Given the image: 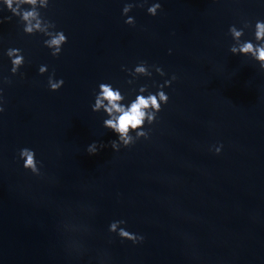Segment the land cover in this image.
Returning <instances> with one entry per match:
<instances>
[{
    "label": "water",
    "instance_id": "1",
    "mask_svg": "<svg viewBox=\"0 0 264 264\" xmlns=\"http://www.w3.org/2000/svg\"><path fill=\"white\" fill-rule=\"evenodd\" d=\"M154 2L0 0V264H264V37L254 39L264 0H158L153 16ZM56 31L67 42L54 57L43 41ZM9 48L24 57L15 74ZM141 61L165 75L122 69ZM173 74L149 138L113 150L103 120L119 113L109 116L107 100L92 111L98 85L127 106ZM93 141L105 147L89 154ZM24 147L40 175L23 167ZM121 219L117 230L144 239L109 232Z\"/></svg>",
    "mask_w": 264,
    "mask_h": 264
},
{
    "label": "clouds",
    "instance_id": "2",
    "mask_svg": "<svg viewBox=\"0 0 264 264\" xmlns=\"http://www.w3.org/2000/svg\"><path fill=\"white\" fill-rule=\"evenodd\" d=\"M30 3H34V0H28ZM8 7L11 8V0H6ZM136 6H143L142 4ZM134 5L132 3L124 4L122 8V15L127 14ZM158 9H161V4L158 2L152 3L149 7H147L146 11L148 14L155 16L157 14ZM31 12H26L24 14V19L27 20L29 16H31ZM5 19H9L5 17ZM124 23L129 25H134L135 20L132 16H127ZM53 27L55 28V24L52 22ZM255 31H254V39L259 40L264 37V21L257 20L255 22ZM24 31L31 33L33 31V27L29 24ZM228 31L231 32L235 37H240L243 29L237 30L235 25H230ZM50 38L48 40L43 41L44 44L47 45L48 48L52 49L51 55L58 56L61 52V46L67 42V37L63 33V31H56L55 34H48ZM252 48V43H245L244 47L240 49L241 52L249 51ZM171 51V50H169ZM229 51L233 54H236L235 48H230ZM19 53L17 56H13L12 53ZM7 56L11 61L10 72L15 74L17 73L20 66L24 64V57L21 54V50L18 48H9ZM258 60H264V49L259 50V54L257 56ZM261 70H264V64L259 66ZM155 69L156 73L163 76L165 75L163 69L157 65H148L146 61H141L131 70L122 66L124 71H128L130 75L134 78L137 76H148L151 77L152 71L150 69ZM47 70V65H40L38 68V72L43 74ZM134 70V71H133ZM138 74V75H137ZM54 72L49 74L48 77V87L52 91L58 90L63 85V79H53ZM176 79L175 74H173L169 79L164 80L162 84L154 85L157 89L155 93L148 92L147 95H143L140 93H145L147 91L148 85H142L138 89V94H136L135 98L129 102L127 106L123 104H118L117 101L125 99V97L121 94V91L118 88H113L110 83H100L98 85L99 89H102L97 95L95 104L91 105L92 111H96L101 104H103L104 100H107V105L105 106V110L109 114L110 117H113L114 112L119 113V115L114 116L113 118L103 120V126L109 130H111L115 135L116 139L110 141V146L113 150L118 151L120 147H128L134 144L141 137L144 139L149 138V133L151 129H145V123L151 125L157 118V113L161 111L162 105L167 104L169 97L163 88L170 86L173 80ZM5 83H11L8 77L3 78ZM54 81V82H53ZM127 83H133V80H128ZM2 91V90H0ZM4 111L3 107L0 106V112ZM131 132L135 133V135L129 134ZM105 147L103 143L97 146V142L93 141L86 148V151L89 154H95L99 149ZM222 145H217L214 147V152L219 154L221 151ZM19 157L23 160V167L25 169L30 170L35 175H40V169L37 166L38 161L35 157V151L33 149L24 147L19 150ZM126 221L124 220H114L109 224V232H116L117 235L121 239L131 240L133 244L141 242L144 237L142 235H138L136 233L129 232L124 227H119L117 230V225H123Z\"/></svg>",
    "mask_w": 264,
    "mask_h": 264
}]
</instances>
